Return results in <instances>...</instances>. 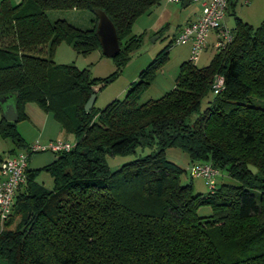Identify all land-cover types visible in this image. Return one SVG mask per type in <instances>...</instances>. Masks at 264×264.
Returning <instances> with one entry per match:
<instances>
[{
    "label": "trees",
    "instance_id": "16d2710c",
    "mask_svg": "<svg viewBox=\"0 0 264 264\" xmlns=\"http://www.w3.org/2000/svg\"><path fill=\"white\" fill-rule=\"evenodd\" d=\"M159 2L0 1V97L14 98L19 120L26 103L37 104L74 137V146L44 168L52 188L36 180L40 170L26 171L0 229V264H264V107L250 103L264 96V20L253 27L236 17L225 49L205 66L181 62L174 87L142 103L172 41L123 98L89 111L84 105L97 79L88 68L53 60L63 41L78 54L101 49L100 9L116 29L120 51L113 60L120 71L142 42V34H131L133 22ZM69 8L93 12L92 28L47 16ZM217 76L224 87L200 111ZM0 137L27 148L13 121L0 120ZM138 146L156 150L110 169L107 155ZM168 147L181 148L192 163L210 161L239 184L195 193L191 181L181 182L185 170L167 159ZM202 205L211 214L200 216Z\"/></svg>",
    "mask_w": 264,
    "mask_h": 264
},
{
    "label": "rangeland",
    "instance_id": "374dc122",
    "mask_svg": "<svg viewBox=\"0 0 264 264\" xmlns=\"http://www.w3.org/2000/svg\"><path fill=\"white\" fill-rule=\"evenodd\" d=\"M11 2L14 4L15 1L11 0ZM232 2V4H228L223 20V25L227 29L234 27L236 17L253 27L259 26L264 20V0H248V2L246 0H232ZM199 11H201L200 4L196 1L185 7L182 2L169 3L166 0H160L158 4L153 5L148 12L140 15L133 22L131 34H142V42L140 47L132 52L129 61L120 71H117L113 57L104 55L101 49H94L84 55L78 54L70 44L64 41L56 46L53 60L59 64H74L79 69L88 68L90 70L91 76L97 79L94 86L96 94L94 107L101 109L113 99L123 98L130 83L137 79L139 72L153 60L160 50L172 41L171 46L168 48L166 63L156 72L150 86L141 92L139 103L151 98H158L174 87L180 63L190 57V44H175L173 39L180 33V27L187 21L194 20ZM47 16L50 21L62 18L82 29L92 28L95 18L94 13L89 10L71 8L48 10ZM211 32L205 43V48L194 62L198 67L207 65L216 52L214 47L215 35ZM214 95L216 94L211 91L202 99L200 111L204 110L209 104L208 101L212 100ZM250 103L264 107V96H253ZM197 115V112L193 113L188 121L192 123ZM10 141L8 138L0 137V153L4 150L5 143H10ZM70 141H74L73 136L70 137ZM154 150H156L155 146L145 148L138 146L135 152L131 154L107 155V163L111 170H115L123 163ZM165 155L167 159L185 170L180 177L183 184L191 181L195 193H207L209 191L204 178H192L190 176L189 167L192 162L184 150L179 147H168L165 150ZM36 180L43 183L47 188L53 187V178L44 169L37 173ZM215 182L216 185L220 183L239 184L236 179L228 175L226 170L219 171ZM211 211L209 205H202L197 213L200 216H207L211 214ZM1 264H5V262L2 261Z\"/></svg>",
    "mask_w": 264,
    "mask_h": 264
},
{
    "label": "built area",
    "instance_id": "2783aa9c",
    "mask_svg": "<svg viewBox=\"0 0 264 264\" xmlns=\"http://www.w3.org/2000/svg\"><path fill=\"white\" fill-rule=\"evenodd\" d=\"M169 3H178L183 0H166ZM200 4V14L194 20L180 29L178 36L174 37L175 44L189 43L191 62H195L205 47L211 31L215 32L214 47L216 50L225 49L232 40L231 29L223 25L228 0H192ZM248 2V0H246ZM223 78L217 76L212 85L215 94L224 87ZM74 141L55 139L46 143L34 141L25 150L7 156L0 163V229L4 219L11 213L17 189L26 183V171L29 157L33 153L69 151ZM189 174L193 178L202 177L210 190L216 186L215 178L219 170L210 162H195L189 167Z\"/></svg>",
    "mask_w": 264,
    "mask_h": 264
},
{
    "label": "water",
    "instance_id": "95a60500",
    "mask_svg": "<svg viewBox=\"0 0 264 264\" xmlns=\"http://www.w3.org/2000/svg\"><path fill=\"white\" fill-rule=\"evenodd\" d=\"M192 0H183V6H187ZM95 13L98 17L96 25V35L98 37L101 50L104 55L108 57L115 56L120 51L119 39L116 33L115 26L104 11L96 9ZM112 79V78H111ZM109 79V80H111ZM96 99L95 88L93 86V93L84 105V109L89 111L94 105ZM0 111L3 119L8 121H16L18 113L16 110L15 100L11 96L0 97ZM59 159V155L53 152L33 153L29 157L27 171H38L50 166ZM248 170L251 173L257 171L256 167L248 164Z\"/></svg>",
    "mask_w": 264,
    "mask_h": 264
},
{
    "label": "crops",
    "instance_id": "0c3cea01",
    "mask_svg": "<svg viewBox=\"0 0 264 264\" xmlns=\"http://www.w3.org/2000/svg\"><path fill=\"white\" fill-rule=\"evenodd\" d=\"M13 1H15L14 4H17L20 0H13ZM199 14L200 11L199 13L196 14L195 19L199 16ZM194 20L187 21L183 25ZM212 32L215 35V32L214 31ZM24 115L25 118L21 120L17 119L16 121L13 122L16 123L17 130L19 131L21 137L23 138L26 147H28L34 141L46 143L50 140H55V139L70 140V137L73 136L72 134H67L63 131L60 124L54 119L51 113L44 112L41 108L38 107L37 104L33 102H28L25 104ZM1 119H3V117L0 111V120ZM3 148L4 150L2 151V153H0V163L4 158L12 155L11 153L13 152L19 153L25 150L24 148L23 149L16 148L12 141H10V143H5ZM12 149H14L13 152H10Z\"/></svg>",
    "mask_w": 264,
    "mask_h": 264
}]
</instances>
